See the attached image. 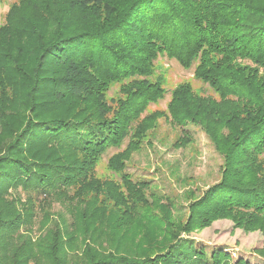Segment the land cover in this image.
<instances>
[{
    "label": "trees",
    "instance_id": "obj_1",
    "mask_svg": "<svg viewBox=\"0 0 264 264\" xmlns=\"http://www.w3.org/2000/svg\"><path fill=\"white\" fill-rule=\"evenodd\" d=\"M161 55L216 94L181 84L166 106L223 160L183 223L123 173L163 117L145 114L166 94L162 78L149 80ZM114 83L125 99L107 100ZM124 141L107 163L120 181L97 177ZM54 203L67 219L53 217ZM218 219L259 232L253 253L264 261V0L12 5L0 25V264H232L223 249L182 239Z\"/></svg>",
    "mask_w": 264,
    "mask_h": 264
},
{
    "label": "rangeland",
    "instance_id": "obj_2",
    "mask_svg": "<svg viewBox=\"0 0 264 264\" xmlns=\"http://www.w3.org/2000/svg\"><path fill=\"white\" fill-rule=\"evenodd\" d=\"M19 1L0 0V25L4 23L9 8ZM154 63L155 70L149 80L154 82L157 78H162L161 86L166 94L161 101L149 105L145 114L161 112L163 117L158 118L155 130L150 133L151 144L142 145L141 149L132 154L123 173L132 182L150 186L148 193L153 194L148 197L155 195L157 205L168 209L170 220L183 223L188 218L190 204L220 181L223 160L200 129L190 124L177 126L170 122L166 106L171 91L181 84L190 85L195 93L202 96L215 99L216 94L209 85L193 76V67L184 70L177 62L162 55ZM121 84L111 85L107 94L108 101L125 99L120 93ZM183 136H188L191 142L184 147H175L176 140L182 139ZM126 143L127 141H124L117 149H108L99 159L96 166L97 177L120 181V174L110 171L107 163L112 155L124 149ZM50 213L53 217L61 214L63 219H67L58 203L52 205ZM33 235H38L37 223L34 225ZM182 236L184 240H193L197 249H202L208 254L213 250L223 249L229 254L232 264L238 260L249 264H264V261L253 253V250L262 245L261 234L245 233L241 228L234 227L229 219L215 220L207 227L195 228Z\"/></svg>",
    "mask_w": 264,
    "mask_h": 264
}]
</instances>
